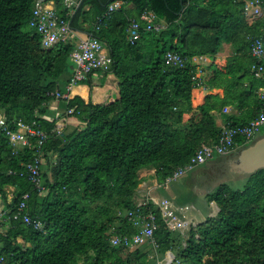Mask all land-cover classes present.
Returning <instances> with one entry per match:
<instances>
[{
    "label": "trees",
    "instance_id": "trees-1",
    "mask_svg": "<svg viewBox=\"0 0 264 264\" xmlns=\"http://www.w3.org/2000/svg\"><path fill=\"white\" fill-rule=\"evenodd\" d=\"M112 1L77 0L80 5L71 14L57 1V12L71 29L98 38L112 59L106 74L116 77L118 91L101 103L78 95L59 99L71 82L76 43L44 49L41 34L30 26L35 0H0V111L11 130L22 122L50 136L40 148L49 164L41 167L47 192L40 194L20 175L21 164L32 161L35 150L15 151L0 127V195L6 199L5 187H14L13 203L5 201L12 210L29 193L27 213L45 223L39 231L11 218L0 235V264H79L82 259L86 264H155L169 250L172 264H264V169L248 176L241 189L223 182L209 192L207 201L215 202L218 211L191 225L187 237L171 230L152 202L138 206L136 201L141 171L154 169L156 181L163 183L176 167L189 163L202 143L218 141L222 127L213 112L226 106L244 112L243 118H226L231 126L257 117L263 82L251 71L250 42L262 22L246 19L243 0H121L137 8L138 15L128 20L126 14H107ZM146 10L165 28L145 31L140 15ZM132 19L141 24L134 44L127 39ZM223 40L236 47L235 54L223 66H201L198 76L191 59L215 56ZM167 51L183 55L185 66L168 65ZM85 82L93 87L89 78ZM199 86L223 91L207 95L194 108L192 90ZM55 100H63L64 110L73 109L66 116L82 125L52 134L55 116L53 121L46 116ZM236 142L251 143L240 136ZM11 169L16 174H9ZM137 210L157 216L152 256L138 248L143 245L132 249L110 241L113 235L135 234L128 211Z\"/></svg>",
    "mask_w": 264,
    "mask_h": 264
},
{
    "label": "built area",
    "instance_id": "built-area-1",
    "mask_svg": "<svg viewBox=\"0 0 264 264\" xmlns=\"http://www.w3.org/2000/svg\"><path fill=\"white\" fill-rule=\"evenodd\" d=\"M57 1L59 0H35L33 6V15L30 21V26L36 28V31L41 34V43L44 49L52 48L60 42L70 41L77 34L76 30L71 29L70 21L60 16L56 7L50 5ZM60 1H62L64 7L71 13L76 1ZM243 1L245 2L244 15L246 19L249 22H262L260 33L253 37L250 42V54L254 59V63L251 65V71L256 78L263 82V85L257 90L258 99L261 101L259 113L257 117L247 124L236 126H231L228 123L223 124L221 135L216 143H202L189 163L176 167L171 175H169L160 186H170L174 181L183 177L195 166L204 164L215 156L220 157L233 153L239 146L236 142L237 136H240L244 143L252 142L264 126V0ZM122 6L123 2L120 0L110 2L107 7V14L110 15L114 13L121 9ZM102 17H98L97 22H100ZM155 19L156 15L152 11L146 10L141 14L140 21L144 22L145 31L159 32L165 28V23H157L155 22ZM140 30V22L132 19L127 30V39L131 44H134L137 39H139ZM70 57L71 62L74 64L70 86L86 81L89 74L92 72L100 71L106 73L112 62L104 44L98 38L90 34L87 35L86 38L80 39L77 42ZM164 59L165 62L171 66L184 67L186 64V58L175 51H167ZM191 61L198 66V73L201 74V66L209 61V56L199 54L194 56ZM64 98H68V95L65 94ZM71 113H73V109L64 110L54 117V122H56L57 126L53 128L52 134L57 136L64 132V126L66 125L67 120L66 115ZM46 118L49 121H53V118ZM5 121L6 117L0 111V127L5 130L8 140L14 147L15 151L19 150L18 148L25 146L32 147L35 150V156L32 161L21 164L23 170L20 171V175L26 176L33 184L34 189L40 194H45L47 191L41 179V167L47 165V154L40 148L46 143L50 136L42 129L33 128L32 125L24 124L22 122H17V129L11 130L7 127ZM33 137H36L37 143H32ZM9 174H16V171L11 169L9 170ZM5 192L6 199L2 198L0 195V235L6 234V225L10 223L11 218L14 220H22L39 231L45 229V223L40 218L32 217L27 213V199L29 198V193H25L18 203L11 206L12 210H9L8 208L10 207L7 208L5 203L8 202L10 205L13 203L14 187L6 186ZM154 202L159 208V214L168 223V226L171 229H179L183 233L188 230L191 224L189 225L181 218V214L185 209L184 207H176L169 198H161L158 201L154 200ZM146 203L147 201L145 200L144 202L139 203L138 206L145 205ZM186 208L188 207L186 206ZM9 213L11 214L9 215ZM128 218L136 227L135 234L129 238L121 235H113L110 239L111 244L115 246L123 243L128 245V247H136L145 243H150L155 246L156 244L153 234L157 224L156 214L153 212L143 213L139 210L128 211ZM173 260V257L170 254H167L163 264H172ZM2 261L3 258L0 256V262Z\"/></svg>",
    "mask_w": 264,
    "mask_h": 264
},
{
    "label": "crops",
    "instance_id": "crops-1",
    "mask_svg": "<svg viewBox=\"0 0 264 264\" xmlns=\"http://www.w3.org/2000/svg\"><path fill=\"white\" fill-rule=\"evenodd\" d=\"M75 1H76L75 6L73 7V10L71 13H73L74 9L80 5V2L78 3L77 0H75ZM122 2H123L122 8L115 11L116 15L117 14H126V15H128L127 20L129 18L130 19L134 18L138 15L137 8L135 7V5L133 3L125 2V1H122ZM57 4H58L57 2H54V3H51L50 5L53 7H56V9H57V7H58ZM155 22L165 23L161 20H158L157 17L155 19ZM76 33L77 34L74 36V38L71 39V41L75 42L76 44L80 39H84L87 37V35H89L88 33L83 32V31H77ZM236 51H237L236 47L231 42H227V41L223 40V42L221 43V48L218 51V53L215 56H209V61L207 63H205V65H203V66L208 67L212 64H215L216 66H219V67L223 66L226 64L227 59L230 56L234 55ZM198 76H200L199 73H198ZM88 78L92 82L93 87L88 85L85 81L80 82L76 85H72V86H70L71 82L69 83V85L67 86V92H66V95H68V99H71L74 96L78 95V96H81L85 101H88L91 98L95 102L108 103L113 99L114 96L117 95L118 84H117V79L113 74L107 75L106 73L98 71V72H95L94 74L90 75ZM73 86H77V87L81 86L80 87V93H82L84 96H86V95L87 96L84 97L80 93H75L71 96L70 87H73ZM68 90H69V92H68ZM222 91H223L222 88H214V89L210 90V89L206 88L205 86H199V87L193 88L192 98H191L193 107L195 108L197 106L202 105L205 102V98L207 95L221 93ZM63 105H64L63 100L53 101L51 103V105L49 104V106H48V107H50L49 108L50 112H48L47 115L49 117L50 116L54 117L57 114L63 112L64 111ZM213 114L215 116V121H216L217 125L221 126V127L223 124L226 123L227 117L239 116V118H243L242 114L239 112V110H237L233 106H226L222 111L213 112ZM67 119H68V122H69V120H71V122L78 121V123H81L80 120L74 116L67 117ZM189 119H190V114H185L184 120L188 121ZM68 127H69L68 125L65 126L66 130ZM64 131H65V129H64ZM241 147H243V145H239L235 149V151L239 150ZM235 151L229 155L220 156V157L215 156V157L209 159L207 162H205L204 166L201 167V165H203V164L195 166L191 171L187 172V173H189V175H186L187 174L186 173L183 177L186 180L185 184H186V191L188 192V194H182L180 192V188H178V189L176 188L175 191H173V192L171 190H168V188L170 186L175 188L176 181H174L168 187L160 186L159 183L156 181L155 175L153 174V175H149L147 177V179L143 181L145 188L141 189L139 191L140 195H142L141 197H143L144 199L149 198L148 195L150 197H154L155 199H159L161 197H167L172 201V203L176 207H183L184 206L185 209H184V212L181 214V218L183 220H185L189 225L190 224L192 225L194 223L195 224L202 223L207 219V217L213 216L217 213V209H216L217 204L216 203L214 204V202L209 203L207 201V199L205 198V195L208 194L206 187L209 186V184L214 183V181L219 180L220 177H218V176H223V174H233L229 170V166H228L227 161L231 159V157L234 155ZM199 167H201V168H199ZM143 171H146V172L151 171V173L155 172L154 169L143 170ZM216 175H217V177H216ZM215 177H216V179H215ZM215 186H213V188ZM165 190H168V191H165ZM143 192H145L146 194H144ZM184 196H187L189 198V200L191 201V203H189V205H187L188 203H183V201L188 200V199L184 198ZM201 198H204V200L207 202L206 206H207V209L209 210L208 216H206L205 212L202 211L201 208L199 207L198 200L200 201ZM183 204H185V205H183ZM213 205H214V207H213ZM186 206L188 208H186ZM143 251L150 253L151 256L153 255V247L148 243H147V246L143 249ZM166 254H168V251L166 252ZM166 254L162 259H159L157 261V263H155V264H163V262L165 261V258H166Z\"/></svg>",
    "mask_w": 264,
    "mask_h": 264
},
{
    "label": "rangeland",
    "instance_id": "rangeland-1",
    "mask_svg": "<svg viewBox=\"0 0 264 264\" xmlns=\"http://www.w3.org/2000/svg\"><path fill=\"white\" fill-rule=\"evenodd\" d=\"M105 46V45H104ZM105 49H106V47H105ZM71 88V87H70ZM68 92H69V90H68ZM65 97V94L63 95V96H60L59 97V99H63ZM51 105V104H50ZM48 108H50V107H48ZM48 112H50V110H48ZM50 118H53V116H50ZM66 125H68L69 127L67 128V130H66V128H65V126ZM66 125L64 126V128H65V131L66 132H69V131H71V130H73L74 128H76V126H79V125H82L81 123H78V121H73V122H71V120H69V122H68V119L66 120ZM262 135H264V126L261 128V131L258 133V135H257V137H255V139L256 138H258V137H260V136H262ZM254 139V140H255ZM253 140V141H254ZM252 141V142H253ZM56 157V155L54 154V156H53V158H52V161L54 160V158ZM55 161V160H54ZM55 163L53 162L52 163V165H54ZM48 165L49 164H47L46 165V167H48ZM50 166H51V164H50ZM202 166H204V164L203 165H201V167ZM201 167H199V168H201ZM197 169V168H196ZM195 169V170H196ZM149 170H151V169H149ZM45 172H47V174L50 176L51 174V172H50V170H47V171H45ZM155 173V172H154ZM153 172L151 173V171H149V172H146V171H141L140 172V174H139V177H140V179H141V182H140V184L138 185V190H137V196L136 197H138V198H140L142 195H140V190L141 189H144L145 188V185L143 184V181L144 180H146L147 179V177L149 176V175H153L154 174ZM155 175V174H154ZM186 175H189V173H187ZM186 177V176H185ZM216 177H217V175H216ZM216 177H215V179H216ZM218 177H220L219 178V180H217V181H214V183H211V184H209V186H207L206 188V190L208 191V193L211 191H214L216 188H217V186L220 184V183H223V182H225L230 188H232V189H241L242 187H244V185H245V183H246V179H247V177L246 176H241V175H237V174H223V176H218ZM186 180H185V178L184 177H180V178H178L177 180H176V183H175V188L174 187H169L168 188V190H171L172 192L173 191H175V189L177 188H180V192L182 193V194H188V192L186 191ZM217 184V185H216ZM216 185V186H215ZM213 186H215L214 188H213ZM168 190H165V191H168ZM210 190V191H209ZM144 194H146L145 192H143ZM148 197H150L149 195H148ZM191 197V196H190ZM150 198H154V197H150ZM184 198H186V199H188L187 201H183V203H188L187 205H189V203H191V201L189 200V198L187 197V196H184ZM205 198L207 199V194L205 195ZM155 199V198H154ZM1 200L3 201V199L1 198ZM146 200V198L145 199H143L142 200V202H144ZM195 202V201H194ZM198 203H199V207L201 208V210L202 211H204L205 212V214H206V216H208V209H207V202L204 200V198H201V200L199 201L198 200ZM214 204H215V202H214ZM183 205H185V204H183ZM184 207V206H183ZM213 207H214V205H213ZM216 209H217V211H218V207H216ZM216 215V214H215ZM215 215H213V216H215ZM207 218H209V217H207ZM189 229H190V227L188 228V230L187 231H189ZM185 236V235H184ZM147 246V244H145V245H143V246H139L138 248H140V247H143V249L145 248ZM132 249H135V247L134 248H132ZM141 249V248H140ZM149 252V251H148ZM150 254V253H149ZM153 254H154V251H153ZM164 256V255H163ZM163 256L162 257H160L159 259H162L163 258ZM79 264H86L85 263V261L82 259V260H80L79 261Z\"/></svg>",
    "mask_w": 264,
    "mask_h": 264
},
{
    "label": "water",
    "instance_id": "water-1",
    "mask_svg": "<svg viewBox=\"0 0 264 264\" xmlns=\"http://www.w3.org/2000/svg\"><path fill=\"white\" fill-rule=\"evenodd\" d=\"M180 1L183 3V0ZM73 65L71 62V67ZM227 163L233 174L246 177L264 169V135L235 151Z\"/></svg>",
    "mask_w": 264,
    "mask_h": 264
},
{
    "label": "clouds",
    "instance_id": "clouds-1",
    "mask_svg": "<svg viewBox=\"0 0 264 264\" xmlns=\"http://www.w3.org/2000/svg\"><path fill=\"white\" fill-rule=\"evenodd\" d=\"M161 183H159V185H160ZM161 198H167V197H161ZM161 198H159V199H154V198H146V201H147V203L148 202H152L156 207H157V209H158V211H159V208H158V206H157V204L154 202V200H156V201H158V200H160ZM144 198L143 197H140V198H138V197H136V201H137V205L139 204V203H141L142 202V200H143ZM141 206H143V205H141ZM161 216V215H160ZM162 218V217H161ZM163 219V218H162ZM164 220V219H163ZM165 221V220H164ZM166 222V221H165ZM132 223V222H131ZM166 224L168 225V223L166 222ZM133 225V224H132ZM192 225H195V223L194 224H192ZM134 226V225H133ZM191 226V225H190ZM135 227V226H134ZM169 227V226H168ZM136 228V227H135ZM170 228V227H169ZM171 229V228H170ZM171 230H175V231H179V232H181L179 229L177 230V229H171ZM182 233V235L184 236L185 235V237H187V232L185 231L184 233L183 232H181ZM145 244H147V243H145ZM148 244H150V243H148ZM144 245V244H143ZM152 247H153V245L152 244H150ZM154 248V247H153ZM171 253H173L172 251H168V254H170L171 256H172V254ZM174 254V253H173ZM166 257H167V254H166ZM173 257V259H174V257L175 256H172ZM166 259V258H165Z\"/></svg>",
    "mask_w": 264,
    "mask_h": 264
},
{
    "label": "bare ground",
    "instance_id": "bare-ground-1",
    "mask_svg": "<svg viewBox=\"0 0 264 264\" xmlns=\"http://www.w3.org/2000/svg\"><path fill=\"white\" fill-rule=\"evenodd\" d=\"M81 87V86H80ZM80 87H77V86H73L70 88V93H71V96L75 93H80ZM87 88V87H86ZM82 96H84L82 93H80Z\"/></svg>",
    "mask_w": 264,
    "mask_h": 264
}]
</instances>
